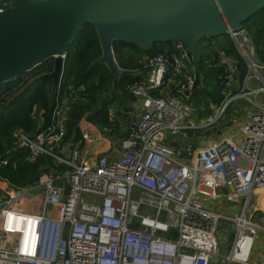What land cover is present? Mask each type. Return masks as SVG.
Returning <instances> with one entry per match:
<instances>
[{
	"label": "built area",
	"instance_id": "2783aa9c",
	"mask_svg": "<svg viewBox=\"0 0 264 264\" xmlns=\"http://www.w3.org/2000/svg\"><path fill=\"white\" fill-rule=\"evenodd\" d=\"M8 4L0 0V13ZM229 37L245 74L235 91L237 62H204L220 71V101L209 104L210 116L202 121L191 120L199 109L191 102L195 65L184 45L172 41L169 51L144 55V79L128 86L141 113L128 122L116 157L88 161L78 145L69 147V84L50 126L35 135L14 130L13 151H25L29 163L46 156L52 166L33 185L8 184L0 205V264H247L254 237L264 233L246 215L254 193L264 190V65L243 28ZM169 80L175 90L161 96ZM242 100L255 112L241 124L230 107ZM218 122L222 129L236 127L238 140L196 146L198 134ZM81 140L89 138L82 134ZM238 199L244 201L238 215L216 210ZM221 221L233 226L226 256L217 236Z\"/></svg>",
	"mask_w": 264,
	"mask_h": 264
},
{
	"label": "water",
	"instance_id": "95a60500",
	"mask_svg": "<svg viewBox=\"0 0 264 264\" xmlns=\"http://www.w3.org/2000/svg\"><path fill=\"white\" fill-rule=\"evenodd\" d=\"M263 10L264 0H9L0 13V95L49 61L52 70L41 77L51 79L56 93L68 49L87 26L99 43L97 63L111 74L117 94L126 74L116 64L114 43L148 52L180 41L198 65V43L240 31Z\"/></svg>",
	"mask_w": 264,
	"mask_h": 264
},
{
	"label": "trees",
	"instance_id": "16d2710c",
	"mask_svg": "<svg viewBox=\"0 0 264 264\" xmlns=\"http://www.w3.org/2000/svg\"><path fill=\"white\" fill-rule=\"evenodd\" d=\"M263 15L264 10L249 20L248 23L256 20L262 22L264 20ZM262 24L261 29L264 31V23ZM113 48L115 61L119 68L132 70L140 66L138 57L141 52L134 45L114 43ZM125 48L132 49L136 56L123 53ZM222 50L226 52L224 48ZM159 53L162 52L153 49L146 55ZM100 56L101 51L96 34L91 27L87 26L68 49L60 86L56 93L51 92V79L41 77L52 70V61L29 75L33 80L8 103L9 108L7 107L0 115V160L6 162L0 165V180L7 182L13 188L28 187L35 184L41 173L52 166V161L46 156L41 155L33 163H29L25 151H13L11 149L13 131L19 129L26 134L35 135L50 126L53 122L57 102L62 96L64 87L68 84L75 89L84 88V90L81 94L82 100L72 105L67 113L66 139L78 140L80 135L78 124L82 119L102 128L109 127L108 108L115 100L130 99L131 96L124 87L136 79L128 74L121 79L119 85L121 99L115 94L112 97L106 96L105 94L109 93L112 88V76L104 65L97 63ZM208 59V57L202 56V65ZM238 61H241V58H238ZM242 64L244 65V63ZM241 67L245 71V66ZM23 81V78L18 79L13 83H9L6 87ZM215 90H218L216 85L213 91ZM0 102L6 103L2 98ZM33 111L40 113L41 124L39 127H37L36 120L32 117Z\"/></svg>",
	"mask_w": 264,
	"mask_h": 264
},
{
	"label": "crops",
	"instance_id": "0c3cea01",
	"mask_svg": "<svg viewBox=\"0 0 264 264\" xmlns=\"http://www.w3.org/2000/svg\"><path fill=\"white\" fill-rule=\"evenodd\" d=\"M249 22V21H248ZM247 22V23H248ZM264 33V31H262ZM261 48L259 49L258 46V59L264 63V43L260 42ZM159 50L161 52H166L169 51L171 49V44L167 43V44H155L152 48ZM151 50V51H152ZM197 50L199 53V47L197 46ZM148 51V52H151ZM140 56L138 57V64L140 65L138 68L136 69H122L119 68L122 72H124L126 75H130L133 76L137 81V80H142L144 79L146 72L143 69L142 66V58L144 57V55H146L148 52L145 51H141ZM123 53H125L126 55H135L134 51L132 49L129 48H125L123 50ZM199 55H201L199 53ZM136 56V55H135ZM203 55H201L202 57ZM225 57L224 55H219L218 58H222ZM213 60V59H212ZM205 68L202 65V62L200 61V63L198 65H195V70H196V74H197V87H196V91L197 90H201L203 91V94L201 93V95H204L203 97H212V100H209L210 103H214V104H218L220 101V97L218 96V90H215V93L218 94V98H214V96L216 95H210V92L213 91L214 89V85L213 83L209 80L202 77V72ZM243 68L241 66H239V73H238V82L235 85V91L239 88L241 81L244 77V70H242ZM207 70V69H205ZM210 71V70H208ZM217 72V71H216ZM208 75V74H206ZM209 76V75H208ZM219 77V75H217V78ZM215 80V84L216 86H218V80ZM121 80L118 83V93L115 95H118L117 97H120L121 99V92L119 90V85H120ZM130 84H126L124 89H126V91L128 92V86ZM257 84L255 82H253L252 87H256ZM175 90V85L174 83L169 80V82L167 83V86L161 90V92L159 93L161 96H168V95H172V93ZM195 91V93H197ZM129 94V93H128ZM199 95V94H198ZM195 97V95L193 96ZM192 97V99H193ZM119 99V98H117ZM133 99V98H131ZM123 101H119L122 106V110L125 112H121V111H113L111 110V106L114 102H117L118 100H115L111 106L108 108V121H109V127H105L102 128L98 125H93L89 122H87L86 120L82 119L79 124H78V128L80 130V135L77 141H72L71 139H67L66 141L69 142L68 145L69 147H73L75 145H78L80 148V155L83 159H86L88 161L90 160H94L95 157L99 154H105L108 157H116L117 155H119L121 153V145H120V141L121 139L124 137L125 135V131L127 128V124L130 120H137L140 116L141 113V108H140V103L137 100H133V102H131L130 105H128L127 101L125 99H122ZM129 100V99H128ZM130 103V102H129ZM198 104V102L196 103ZM5 106L3 107V110L1 111V113H3L6 108L9 106V104H4ZM9 108V107H8ZM124 108V109H123ZM199 110V109H198ZM202 109H200L198 112H200ZM230 111L231 112H236V116L237 119L239 120V122L245 123L247 120V115L250 112H255V109H253L250 104L248 103V101H237L235 103H233L230 107ZM130 113H132L133 115H131ZM195 114V113H194ZM192 116L191 120L194 122H198V121H202L203 119H199L197 120V116L196 114ZM131 115V116H130ZM32 117L34 118V120H36V124L37 127H39V125L41 124V118H40V113H38L37 111H33L32 113ZM224 121H222L223 123ZM220 122H218V124L216 125L221 126ZM227 126L221 130L224 131L226 130ZM232 130H230L229 132H222L220 135L218 136H214V137H204L202 136L204 132L199 133V139L195 140V144L198 145H204V144H213V143H217L220 141H223L224 139L230 140V141H237L238 140V131L237 128L232 126L230 127ZM120 129V130H118ZM116 131H120L121 133L118 134L117 136L115 135ZM92 133L93 135H95L94 137H90L89 133ZM85 134L88 136L89 141L83 143L81 140V135ZM46 167V166H45ZM43 167V168H45ZM51 167V166H50ZM49 168V167H48ZM47 168V169H48ZM45 171V170H44ZM43 171V172H44ZM42 172V173H43ZM41 173V174H42ZM9 185L7 182L0 180V190L3 191L4 188L8 189ZM241 201L240 199H238L235 203H219L218 206L216 207V210L223 216H227V217H233L235 215H238L240 213L241 210ZM247 217L249 219H251L252 221H254V223L264 226V191H259V192H255L254 195L251 198V201L249 202V208L247 210ZM231 232V235H229V233ZM219 241H220V251L221 253H228L229 249L231 247L232 244V240H233V226L227 222L221 221L220 225H219V230H218V234H217ZM227 239H229V242H227ZM250 261L252 262V264H264V233L263 232H259L253 240V244L250 250Z\"/></svg>",
	"mask_w": 264,
	"mask_h": 264
},
{
	"label": "rangeland",
	"instance_id": "374dc122",
	"mask_svg": "<svg viewBox=\"0 0 264 264\" xmlns=\"http://www.w3.org/2000/svg\"><path fill=\"white\" fill-rule=\"evenodd\" d=\"M262 17H264V15ZM262 23H264V20L262 22H259L258 20H256L252 23H245L242 25V27L245 30V32L250 34L253 38V43H254V47L256 50L255 60L264 65V63L258 59V49H257L258 46H259V49L261 48L260 42L262 43L264 41V33L262 32V29H261V26L263 25ZM249 30H250V32H248ZM197 46L199 47V53L201 55H203V57H208L209 58L208 60L217 59L218 56L222 54L225 57L232 59L233 61L237 62V66H244L242 64V63H244L242 56L238 53V51L236 50V47L234 45L233 40L228 35H224V36L217 38V39L203 40L200 43H198ZM223 48L226 50V52L222 50ZM238 58H241V61H238ZM203 67L207 70H205V69L203 70L202 77H205L207 80L210 79V81L213 83L214 86L216 84H215V80H213V79L218 80V83H219V77L217 78V72L220 74V71L216 68L209 67L205 64H203ZM208 70H210V71H208ZM206 74H208L209 76ZM215 74H216V76H214ZM244 74H245V71H244ZM23 80H24L23 82H20L17 85H15L13 87V89L4 93V95L0 96V99L2 98L3 100L6 101L5 104L10 103L15 96L19 95L33 79L31 77H26V78H23ZM208 83H209V80H208ZM252 84H253V82H251L250 86H252ZM83 90H84V88H77V89L74 88V93L71 96L70 101H69V107L74 105L78 101L82 100L81 94H82ZM238 90H239V88H238ZM112 91H113V89L111 88L110 92L105 94V95L112 97V95L114 94ZM195 91H196V89L194 90V93H193V96L195 95V97L192 96L193 99L191 102L194 103L193 107H195V108L198 107L199 110L200 109H202V110L200 112H198L199 110H195L193 113L196 114L197 120H199V119L204 120V118H207L210 116V110H209L208 106L210 104L209 100H212V97H203L204 95H201V93L203 94V91L197 90L196 91L197 93H195ZM210 95L211 96L216 95V96H214V98H218V96H219L218 94L215 93V91H211ZM129 98H130L129 100H126L128 102L127 103L128 105H130L131 102H133V100H134V99H131L132 97H129ZM197 102H198V104H196ZM120 104L121 103L119 101L114 102L112 104V106L110 105L111 110L124 112L122 110V106ZM4 106H5L4 103L0 102V115H1V111L3 110ZM130 114L133 115L132 113H130ZM225 127L226 126H224V128ZM230 127H232V125L227 124V128L224 131H221L222 130L221 126H218L212 130H205V131H202V132H204L202 136L207 137L209 135L208 137H214V136L220 135L222 132H229L230 133V130H232ZM118 130H120V129H118ZM120 133H121L120 131H116L115 135L117 136ZM89 135H90V137L95 136L91 132L89 133ZM198 135L200 136V134H198ZM7 192H8V189H5V188L3 191L0 190V205H1V203H3L7 199ZM250 201H251V199L249 200V202ZM243 202L244 201L242 200L241 201V207L243 205ZM229 235H231V232L229 233ZM228 242H229V239H227L226 243H228ZM227 254L228 253H223V255H225V256ZM250 259L251 258L249 255L247 264H252Z\"/></svg>",
	"mask_w": 264,
	"mask_h": 264
},
{
	"label": "bare ground",
	"instance_id": "6f19581e",
	"mask_svg": "<svg viewBox=\"0 0 264 264\" xmlns=\"http://www.w3.org/2000/svg\"><path fill=\"white\" fill-rule=\"evenodd\" d=\"M204 40H206V39H204ZM169 43H171V42H169ZM6 86H7V85H6ZM6 86H5V87H6ZM2 90H3V88L0 89V91H2ZM263 191H264V190H263ZM20 202H22V205H25L26 200L21 199Z\"/></svg>",
	"mask_w": 264,
	"mask_h": 264
}]
</instances>
